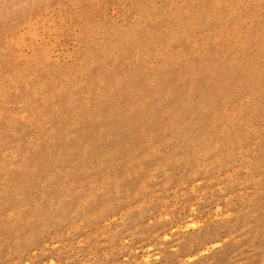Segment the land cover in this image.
I'll use <instances>...</instances> for the list:
<instances>
[{
	"label": "rangeland",
	"instance_id": "obj_1",
	"mask_svg": "<svg viewBox=\"0 0 264 264\" xmlns=\"http://www.w3.org/2000/svg\"><path fill=\"white\" fill-rule=\"evenodd\" d=\"M0 264H264V0H0Z\"/></svg>",
	"mask_w": 264,
	"mask_h": 264
}]
</instances>
